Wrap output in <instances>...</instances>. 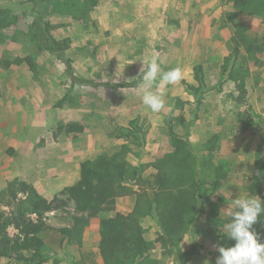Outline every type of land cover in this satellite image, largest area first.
Masks as SVG:
<instances>
[{"label":"rangeland","instance_id":"obj_1","mask_svg":"<svg viewBox=\"0 0 264 264\" xmlns=\"http://www.w3.org/2000/svg\"><path fill=\"white\" fill-rule=\"evenodd\" d=\"M0 10L12 22L0 26V209L10 213L26 197L19 190L7 193L16 182L57 198L43 218L50 228L41 233L46 256L41 264L103 263L100 250L85 249L89 224L83 230L81 223L74 225L81 214L63 190L79 179L83 160L112 155L123 144L129 162L143 156L149 134L151 141H165L160 158L186 142L206 184L225 174L205 202V213L179 242L183 252H192L185 264H215L217 245L234 244L222 232L232 201L264 199V12L251 13L231 0H0ZM46 28L67 45L70 69L50 49ZM152 56L162 70L179 66L185 74L165 89L160 113L141 100L138 74ZM198 65L203 87L195 78ZM128 82L137 84L114 85ZM71 123L82 125L83 132H65ZM130 132L137 139L123 137ZM158 159L151 163L155 169ZM147 225L152 248L142 264H161L160 254L166 256L163 264H178L175 251L156 241V219ZM7 231L12 237L18 233L13 226ZM0 264L22 263L2 257Z\"/></svg>","mask_w":264,"mask_h":264},{"label":"trees","instance_id":"obj_2","mask_svg":"<svg viewBox=\"0 0 264 264\" xmlns=\"http://www.w3.org/2000/svg\"><path fill=\"white\" fill-rule=\"evenodd\" d=\"M231 1L237 7L243 5V10L251 13H255L256 8L264 12V0ZM5 14V11L0 10V26L12 23L7 20ZM37 21H40V18H37ZM45 35L50 49L57 53L67 69H70L72 61L64 55L67 45L55 39L47 28ZM238 50V47L233 50L235 59L238 57ZM229 59L230 57L226 56L224 61ZM195 78L199 87L205 86L202 65L195 68ZM72 79L80 81L73 75ZM136 84L137 82H128L114 85L132 87ZM240 89L243 91L244 87L240 86ZM64 130L67 133H81L84 127L71 123L66 125ZM130 133L123 134V137L128 139L133 136L137 139L136 133ZM191 150L186 142H178L173 151L165 153L154 163L158 172L153 180L143 177L145 164H130L127 159L128 147L125 144L112 155L101 154L80 163L79 179L63 191L69 194L75 203L76 212L81 214L75 217L74 225L81 223L82 230L101 210H114L116 197L137 194L132 212H117L112 217L101 219L99 250L103 258L102 264H142L148 260L152 242L145 237V228L140 222L143 215H151L156 219L160 227L156 241L167 244L175 251V262L185 264L191 257L192 252H183L179 242L189 231L193 221L205 213V202L220 186L219 177L225 175L218 174L214 181L206 184L200 176L199 158ZM134 185L140 188L139 192L134 190ZM256 187L258 190L259 184L254 185V188ZM17 190L26 194V197L19 199L10 213L0 209V259L6 257L10 262L41 264L46 261V256L41 252L44 245L41 233L50 228L43 218L46 212L54 209L57 198L49 200L33 185L23 181L9 184L7 193L15 196ZM60 202L64 203L63 200ZM213 212L214 208L208 217ZM28 213L35 217L29 216ZM9 226L18 230L13 237L7 231ZM253 228L257 233L260 232L259 238L263 239L264 216L258 219ZM183 255L187 256L183 258ZM153 262L158 264L157 261Z\"/></svg>","mask_w":264,"mask_h":264},{"label":"clouds","instance_id":"obj_3","mask_svg":"<svg viewBox=\"0 0 264 264\" xmlns=\"http://www.w3.org/2000/svg\"><path fill=\"white\" fill-rule=\"evenodd\" d=\"M138 76L143 85L142 104L152 113L163 110L165 89L178 85L185 78L179 66L162 70L157 56L142 61ZM224 215L223 236L234 241V244L217 245L219 255L215 264H264V242L253 228L258 219L264 216V200L257 195L236 198ZM205 264L210 262L205 261Z\"/></svg>","mask_w":264,"mask_h":264},{"label":"crops","instance_id":"obj_4","mask_svg":"<svg viewBox=\"0 0 264 264\" xmlns=\"http://www.w3.org/2000/svg\"><path fill=\"white\" fill-rule=\"evenodd\" d=\"M152 136L149 134L147 136V150L146 153L143 154V156L140 157H132L130 158V162L135 165L139 164H145L146 167L142 173L143 177L149 178L153 180L157 174V169H155L151 163L154 162L156 159L160 158L162 155V147L165 144L164 139L158 138L155 141H151ZM116 143H122V141L116 140L114 144ZM150 147V148H149ZM151 149V152L147 153ZM77 165L74 166L76 168ZM78 179V173L75 172V180ZM134 190L136 192L140 191V188L137 185L133 186ZM137 201V194H129V195H122L118 196L115 199V209L114 210H101L97 216L92 217L89 221V225L84 230V241H85V249L90 250L93 249L94 251L99 250L98 244L101 238L100 235V221L102 218H108L112 217L115 213H123L128 214L132 212L135 208ZM141 225L146 228L148 223L152 222L151 215H143L140 219ZM157 222V221H156ZM147 223V224H146ZM90 238L92 239V242L94 243L93 247L90 244ZM86 240L89 242L86 243ZM166 257L164 254H160L159 256H156V259L159 260V263L163 264V260H165Z\"/></svg>","mask_w":264,"mask_h":264},{"label":"built area","instance_id":"obj_5","mask_svg":"<svg viewBox=\"0 0 264 264\" xmlns=\"http://www.w3.org/2000/svg\"><path fill=\"white\" fill-rule=\"evenodd\" d=\"M35 217V216H34Z\"/></svg>","mask_w":264,"mask_h":264}]
</instances>
